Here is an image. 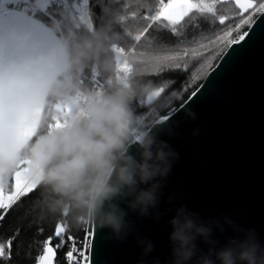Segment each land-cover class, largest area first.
Here are the masks:
<instances>
[{
    "label": "clouds",
    "instance_id": "clouds-1",
    "mask_svg": "<svg viewBox=\"0 0 264 264\" xmlns=\"http://www.w3.org/2000/svg\"><path fill=\"white\" fill-rule=\"evenodd\" d=\"M120 40L85 25L66 32L53 48L29 61L40 69L47 97L56 103L78 102L63 126L45 121L20 154L0 158V179L5 181L22 159H30L41 218H57L68 228L95 226L120 244L133 237L141 251L138 264H147L155 251L138 223L147 219L158 224L167 215L168 255L151 264H264V240L255 228H242L227 214L204 218L186 204L176 207L175 193L164 199L180 155L162 137L176 133L166 120L145 123L134 113L132 106L139 102L152 114L162 111L163 87L145 79L157 68L144 56L115 52ZM125 63L127 72L122 70ZM89 72L104 80L102 89L84 86ZM186 116L197 119L194 110ZM199 131L193 130L194 138ZM162 203L169 207L162 210Z\"/></svg>",
    "mask_w": 264,
    "mask_h": 264
},
{
    "label": "water",
    "instance_id": "water-1",
    "mask_svg": "<svg viewBox=\"0 0 264 264\" xmlns=\"http://www.w3.org/2000/svg\"><path fill=\"white\" fill-rule=\"evenodd\" d=\"M13 31L21 35L0 20V41L6 48L14 43ZM252 33L254 41L228 47L196 91L159 120L173 127L175 137L162 138L180 155L164 199L175 193L176 207L186 204L204 218L227 214L242 228H255L264 240V16L255 19ZM51 48L40 45L43 52ZM19 55L36 58L24 49ZM188 110L197 113L195 121L186 116ZM197 127L200 131L194 138ZM168 207L162 203V210ZM170 218L164 216L158 224L147 219L138 223L140 234L155 244L147 264L167 257ZM140 255L133 237L120 244L109 238L107 230L92 226L89 264H138Z\"/></svg>",
    "mask_w": 264,
    "mask_h": 264
},
{
    "label": "snow or ice",
    "instance_id": "snow-or-ice-1",
    "mask_svg": "<svg viewBox=\"0 0 264 264\" xmlns=\"http://www.w3.org/2000/svg\"><path fill=\"white\" fill-rule=\"evenodd\" d=\"M229 3L239 9L237 15L242 17L240 23L248 24L249 31L232 37V33L238 31L239 25H237L217 35L215 40L225 41V37H232L226 41L229 47L241 45L246 40L254 41L256 34L249 33L251 26L255 24L253 17L264 16V0L261 2L258 0H195V2L194 0H167L166 3L165 0H158V7L155 10L149 5L151 14L139 17L140 20L147 21L146 25L128 24L127 21L130 18L137 20L138 14L135 11L129 14L125 9L115 15V20L109 22L106 31L113 33L112 23L123 26L124 37L135 42L129 51L136 53V45H139L154 23L166 21L167 23L163 26L169 28L172 33L180 35L181 30L177 25H180L189 13L195 11L201 15L210 14L220 25H224L229 17L225 14L218 15L217 5ZM54 5L57 7L54 8ZM88 6L89 0H82V3H70V0H0V20H6L21 33L17 36L16 31H13L14 43L9 44L7 48L0 41V158L11 159L20 154L24 146L37 135L45 121H52L49 126L58 128L63 126L71 116L73 103L78 101L70 99L67 102L56 103L47 97L40 69L30 65L29 61H35L41 44L54 47L63 38L65 31H78L82 24L93 27L89 21ZM57 11L61 12L59 18L54 14ZM56 28L60 31H56ZM180 44L184 45V41ZM198 46L206 47L204 43H199ZM190 48L195 51V48L188 45L184 46L182 51L168 52L157 45L152 48L150 55L159 67H163L166 62L188 56ZM20 49L27 50L36 58L21 57ZM114 50L118 55L125 54V48L122 46H117ZM141 55L143 56L144 53ZM122 70L128 71L126 63L122 65ZM93 76L96 75L93 74ZM103 87L104 84L97 83L90 89L97 90ZM160 92L164 93L165 88H160ZM31 165L30 159L21 160L14 172L13 190L7 194L4 180L0 179V209L11 208L21 197L32 193L37 188L36 182L31 178L33 171ZM0 220H3V215H0ZM64 232L65 226L59 224L53 236L43 241L42 252L38 255V264H54L57 250L66 243L63 237ZM54 237L57 238L55 244H53ZM67 239L72 241L70 250L66 253L69 264H74L76 261L74 253L82 258V262H86L88 257L85 256V252L77 248L71 236ZM12 247V239H9L6 244L0 243V258H10ZM87 248L89 245L86 243L85 249Z\"/></svg>",
    "mask_w": 264,
    "mask_h": 264
},
{
    "label": "trees",
    "instance_id": "trees-1",
    "mask_svg": "<svg viewBox=\"0 0 264 264\" xmlns=\"http://www.w3.org/2000/svg\"><path fill=\"white\" fill-rule=\"evenodd\" d=\"M73 2L70 0V3ZM166 2L167 0H165ZM149 5L155 10L158 7V0H147V2L145 0H89V21L93 24L94 29L103 28L106 30L109 22L115 20V15L126 9L129 14L133 11L138 14V19L132 20L130 18L127 21L128 24L146 25L147 21L140 20L139 17L151 14ZM53 7L57 6L54 5ZM217 12L218 15L225 14L229 17L224 25H220L210 14L201 15L193 11L181 21L180 25H177L178 29L181 30L180 35L172 33L169 28H165L163 25L167 23L166 21L157 22L149 29L139 45H136V53H144L143 56L148 60L149 66L157 68L154 74L146 76L145 79L152 81L157 88H165V92L162 93V97L165 99V108L159 113H150L143 102L133 104L132 108L136 115L143 117L149 112L146 123L155 122L179 108L196 91L207 74L218 63L229 47L226 41L239 33L248 31L249 25L240 23L242 17L237 15L239 9L234 4H218ZM54 14L59 18L61 12L57 11ZM256 18L253 17L254 20ZM237 25H239L238 31H234L232 37H225V41L215 40L217 35H221L223 31ZM84 27L85 25L82 24L80 30H83ZM111 27L113 33L121 37L119 45L124 47L125 53H127L135 42L124 37L123 26L112 23ZM181 41H184V45L204 43L206 47H199L195 55L181 56L175 61L166 62L163 67H159L157 62L152 59L150 53L153 47L158 45L165 51L177 52V47L181 45ZM97 83L104 84V80L99 76L94 77L89 72L84 79V86L90 89L95 87ZM48 122L51 123L52 121L49 120ZM13 186L14 173L4 181L5 192H11ZM39 193L40 189L37 187L32 193L16 201L11 208L0 209V215H3V220H0V243L6 244L9 239L13 240L11 257L0 258V264H38V255L42 252L43 241L47 237L53 236L56 227L63 224L57 218H41L35 207ZM68 236H71L77 243L82 242L85 237V227H65L63 237L66 243L57 250L54 264H68L66 258V253L70 250ZM56 242L57 238L54 237L53 244Z\"/></svg>",
    "mask_w": 264,
    "mask_h": 264
},
{
    "label": "built area",
    "instance_id": "built-area-1",
    "mask_svg": "<svg viewBox=\"0 0 264 264\" xmlns=\"http://www.w3.org/2000/svg\"><path fill=\"white\" fill-rule=\"evenodd\" d=\"M85 227V237L84 240L80 243H76V246L79 250L85 252V256L88 257V260L86 262H82V258L77 255V253H74V256H76V261L74 264H89V248L85 249V244L87 243L90 246V239L92 235V226H84ZM72 241L69 242V247L71 245ZM68 262V261H67ZM69 264V262H68Z\"/></svg>",
    "mask_w": 264,
    "mask_h": 264
},
{
    "label": "rangeland",
    "instance_id": "rangeland-1",
    "mask_svg": "<svg viewBox=\"0 0 264 264\" xmlns=\"http://www.w3.org/2000/svg\"><path fill=\"white\" fill-rule=\"evenodd\" d=\"M74 2L73 3H82V0H73ZM195 2V0H194ZM184 46H188V45H179L177 47V51H182L183 47ZM193 48H195V51L192 50V48L189 49V55L188 56H192V55H195V53L197 52L199 46L198 45H191ZM127 54V53H125ZM184 57V56H183ZM149 112H147L143 117H141V119L145 120V123H146V120H147V115H148ZM7 194V193H6Z\"/></svg>",
    "mask_w": 264,
    "mask_h": 264
}]
</instances>
